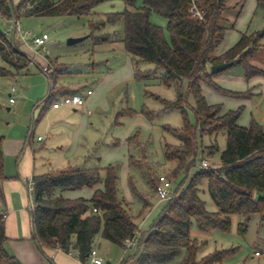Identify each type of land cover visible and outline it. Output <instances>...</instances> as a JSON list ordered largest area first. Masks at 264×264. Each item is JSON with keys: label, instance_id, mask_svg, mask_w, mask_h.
<instances>
[{"label": "trees", "instance_id": "1", "mask_svg": "<svg viewBox=\"0 0 264 264\" xmlns=\"http://www.w3.org/2000/svg\"><path fill=\"white\" fill-rule=\"evenodd\" d=\"M116 0H21L13 6L11 0H0V18L11 20L20 17H96L91 30L98 31L107 25L123 24L121 42L133 58L135 65L146 62L156 67L160 79L167 87H175L178 97L170 102L161 100L165 110H178L184 118L181 130L168 127L181 143L167 145L165 158L169 163L177 162L189 177L198 164L197 156L203 137L217 138L224 133L226 147L220 154L218 168H200L181 191L173 193L158 220L142 239L145 261L149 264H172L184 253L177 264H222L231 251H216L198 260V253L206 247L191 236L194 222L203 234L214 231L229 233L231 217L245 219L240 225L246 232V222L258 215L264 222V128L255 120L249 127L238 124L244 108L224 112L220 105H210L202 93L208 86L216 91H225L215 81L209 66L232 63V69L241 66L247 80L264 76L252 66L249 59L262 48L264 29L254 34H244L239 42L219 58L212 59L216 49L223 43L226 34L235 29L237 19L247 0H200L206 12L204 20L191 17L188 0H144L141 8L137 0H121L126 9L120 13L100 15L95 12L98 5ZM264 3V0H258ZM156 14L167 22V32L151 21ZM100 41V36L95 37ZM106 42V39H102ZM0 56L15 70L26 69L30 59L0 29ZM12 73L0 67V77H11ZM136 78L149 81V73L136 71ZM186 85L185 95L193 96L195 123L191 124L184 108L185 98L181 84ZM160 100L159 97H156ZM53 99L48 96L47 104ZM46 104V105H47ZM43 113V112H42ZM3 138L0 137V186L6 180L2 159ZM211 148V156L219 152L218 144ZM117 168L108 166L68 167L61 171L34 177L33 222L34 238L40 248L61 250L69 253L79 251L84 261L95 239L125 247L127 239L137 236L138 227L124 201L118 196ZM159 184L156 186V189ZM207 191L217 207L216 212L206 208L201 197V186ZM94 190L91 200L65 199L63 193ZM150 208L149 206H145ZM96 210L97 212H94ZM141 239H139L140 241ZM9 241L6 235L5 215L0 211V264H23L5 249Z\"/></svg>", "mask_w": 264, "mask_h": 264}, {"label": "rangeland", "instance_id": "2", "mask_svg": "<svg viewBox=\"0 0 264 264\" xmlns=\"http://www.w3.org/2000/svg\"><path fill=\"white\" fill-rule=\"evenodd\" d=\"M11 2L13 6H17L21 0H11ZM258 3V0L246 1L238 20V26L219 46V49L234 46L238 41L236 38L239 31L253 34L264 29V3L260 8H257ZM143 5L144 0H137L136 7L141 8ZM125 9V4L121 0H116L101 3L96 7L95 12L103 15L112 12L120 13ZM151 21L164 30L166 39L169 41L165 19L153 14ZM91 22H96L95 16L20 17L19 24L23 32L30 33L32 36L48 35L47 54L42 50L37 51L38 49L32 47L31 44L22 47L20 43V45L16 44V47L22 48L32 60L28 66V72L18 76L14 75L19 74L21 70L11 68L0 56V67L10 71L14 76L0 77V137L3 138L4 143L15 127L16 121L28 113L30 124L32 123L34 127L29 125L31 130L26 132V138L30 140L34 138L37 174L61 171L68 167L90 166L95 161L102 168L110 165L116 167L118 196L124 201L133 217L138 227L137 238L141 240L136 244L137 246L134 245L132 249H129L126 246L121 247L109 243L97 236L94 247L110 264H149L141 262L145 261L142 239L146 238L147 231L158 220L168 203L159 202L157 199L158 178L166 176L172 182V192L177 189L181 191L195 172L203 167V162H208L210 168H218L221 165L220 154L226 147V136L222 133L216 139L203 137L198 149V164L191 170L189 177L183 174L184 170L180 169L177 162L169 163L165 158L166 146H180L181 143L166 129L170 127L181 130L184 126V118L178 110H165L161 100L175 101L178 97L177 89L167 87L162 83L160 72L154 65L146 62H139L135 65L133 58L126 52L124 44L121 42L123 24L120 23L114 27L107 25L104 29L94 32L91 30ZM9 24H11V20L0 18L1 31L5 32ZM99 36L101 40H95V37ZM83 37H87L85 41L68 45L69 39ZM102 39H106V42H102ZM28 40L30 42L31 38ZM96 42H98L97 45H95ZM262 44H264V39ZM46 56L56 60L55 66L60 69L61 65L71 68V74L60 75L58 79L55 78L58 76V70L54 71L55 74L52 78L54 77L56 80L57 86L63 85L67 88L78 89L84 94L87 89H92L95 93L93 100L97 105L90 108L91 115H87V113L83 115L88 122V127L86 130H82L76 140L71 141L69 146H72L74 151L67 155L68 163H64L65 149L63 152L53 151L51 135L46 132L42 123L41 113L47 106L46 101L51 88L48 76L39 66L44 59H47ZM242 69L241 66H236L225 73L229 76H237ZM136 71L149 73L152 78L149 81H140L136 78ZM217 84L222 89L225 88V91H216L208 86L202 87V93L210 105H220L226 112L236 111L239 107H244L243 105L234 107L236 101L242 100L245 102V107L239 120L240 124L249 127L251 121L255 120L263 124L264 128V91L260 96L248 99L245 95L233 96L228 92L244 90L245 87L242 88L234 83L223 81ZM180 87L186 102L184 108L187 118L191 124H194L195 100L193 96L185 95V84L182 83ZM12 88L16 89L13 94L14 103H10L11 97L9 96ZM156 97H159L160 100ZM20 106L25 108V111L18 115L16 109ZM32 113H34L33 118ZM18 131L21 132V129L18 128ZM38 136L45 138L44 143L37 142ZM215 143L218 144L219 152L212 157L210 147ZM60 153L63 154V157L59 156ZM87 156L91 160L89 159L90 161L85 164ZM2 159L4 163V145L2 146ZM24 183L30 190L33 203L34 194L31 191L33 187L31 179L29 183ZM84 189L82 198L91 200L90 194L88 195L86 192L89 189ZM200 191L202 199L206 202L207 210L216 212L217 207L207 191L206 184L201 186ZM29 206L27 196L26 207L28 210ZM231 220L232 228L229 233L217 230L211 234L201 233L194 222L191 229L192 238L197 239L200 244L206 243V247L198 253V260L216 251L233 250L226 256L222 264H264V259L253 256L256 249L264 247V222L261 221L260 216L253 215L246 222L245 233L240 231V225L245 223L244 218L234 215ZM5 249L7 250L6 246ZM7 251L13 254L10 250ZM183 258L184 253L172 264L181 262ZM44 262L53 264L49 259H45Z\"/></svg>", "mask_w": 264, "mask_h": 264}, {"label": "crops", "instance_id": "3", "mask_svg": "<svg viewBox=\"0 0 264 264\" xmlns=\"http://www.w3.org/2000/svg\"><path fill=\"white\" fill-rule=\"evenodd\" d=\"M261 5H263V3L259 2L257 4V8H260ZM239 18L237 19L235 29L238 26L237 24ZM234 31L233 30L229 31L226 34L223 42H225L226 38L229 35H231L232 32ZM244 34L250 35L248 34V32L239 31L238 36L236 38L238 40L236 44L239 42V40ZM83 38H84L83 41H85L87 37H83ZM97 44L98 42H96L95 45ZM20 46L22 47L23 45ZM262 46L263 47L260 48L257 52H255L254 55L249 59V62L252 66L256 67L257 69L261 70L264 73V44H262ZM231 48H223L221 50L218 47L214 52V54L212 55V59L221 57ZM21 50L23 51L22 48ZM43 52L47 54L46 47ZM24 53L26 54V52ZM27 57L29 58L28 55ZM46 57L47 59H44L42 64H39V66L41 67V70H43V68L45 67H48L51 70L52 74L50 73L51 77L49 75L48 79L51 82L50 94L53 95V99L43 109V113H41L43 120L42 123L44 128H46V132L49 133V135H51L52 138L51 146L53 151L59 150L60 152H63V150L65 149L66 157H64L65 158L64 163L66 162L68 163L69 161L67 160V155L68 154L70 155L74 151L72 146H69L71 141L76 140V137L80 135L82 130H86L88 127V122L84 119L83 115H85L86 113L87 115H91L92 110L90 108L97 105L96 101L93 100L95 93L92 89H87L86 93L84 94L78 91V89H74L70 87L67 88L66 86L63 85H61V87L57 86L56 80H54V77L52 78V76L55 74L54 71L58 70L57 72L58 76L55 77L56 79H58L60 75L71 74L70 73L72 72L70 71L71 68L68 67L67 65H61V69H60L55 66L56 60H52L48 58V56ZM31 62L32 60H30V63ZM211 67L212 66H209L210 70ZM229 70L230 68L226 71L218 73L213 79L217 83H221V81L225 83L231 82L234 83L235 85L241 86L242 88L245 87L244 90H239V91L237 90L234 91L229 89L230 91L228 92L232 93L233 96L245 95L248 99H251L253 97L260 96L261 92L264 91L263 89L264 76H258L250 80H247L244 76L243 69L242 71H240V73L237 76L234 75L235 77L229 76L227 75V73H225L228 72ZM27 72H28V67L26 69L21 70L19 74L17 75L15 74L14 76H18L20 74ZM225 77H227L228 80L225 79ZM13 89L15 88L11 89V93L9 95L11 98H13V94L16 92V89L15 92H13ZM88 91H92V94L87 95ZM77 94H80L83 97H85V106L77 107L68 102V100L73 95H77ZM48 101L49 100H47L46 103ZM244 104L245 102L239 100L238 102L236 101L234 107H237V105H243L245 107ZM55 105H58L59 107L56 108ZM8 111H11V109H8ZM23 111H25V108H23L22 106L16 109V113L18 115H20L21 112ZM81 112L83 113L81 114ZM224 112L226 111L224 110ZM33 115L34 113H32V118ZM238 124L242 127H248L240 124V121H238ZM29 125L30 127H34L32 123L30 124V115L26 113L22 115V117L19 120L16 121L15 127L13 128V130L7 136L6 140L3 143L4 157H5L4 174L7 179L0 186V211L5 215L6 235L9 238V241L5 246L7 250L13 252L12 255L18 258L23 264H45L44 262L45 259L51 260L53 264L56 263L82 264L77 258H74L61 250L40 248L34 238V233H35L34 222H33L34 201L33 203L31 202V194L29 192V188L28 187L26 188L24 182L29 183V180L31 179V183L33 184L34 177L42 176L48 173L37 174L36 157H35L36 151L34 150V146H33L34 138L33 140L26 138V132H28V130L30 129ZM18 128L21 129V132L18 131ZM39 137L43 138L41 142L38 141ZM44 141L45 138L43 136L37 137L38 143H44ZM59 156L63 157V154L60 153ZM85 159H87L85 164H87V162L91 160L90 157L88 158V156ZM93 166H98L96 161L90 166H85V167H93ZM84 190L74 191V192L67 191L64 192L62 195L65 199L75 200L83 197L82 192ZM86 192H88L87 194L88 195L90 194V197L92 198L94 194V190L89 189V191ZM26 194L28 196V201L30 204L29 210L26 207V200H27ZM68 257H70L73 260H70ZM74 261H76L77 263H75Z\"/></svg>", "mask_w": 264, "mask_h": 264}, {"label": "built area", "instance_id": "4", "mask_svg": "<svg viewBox=\"0 0 264 264\" xmlns=\"http://www.w3.org/2000/svg\"><path fill=\"white\" fill-rule=\"evenodd\" d=\"M189 1V13L192 18L198 19V20H204L206 17V12L203 8L200 7L199 2L200 0H188ZM6 36L8 39H10L13 43L21 44V45H32V47L37 48L39 50H43L46 47L47 41L49 40V37L47 34H44L42 36H32L30 33H25L20 27L19 21L16 18L11 19V24L8 25L6 31ZM28 38H31L30 42H28ZM19 44V45H20ZM43 72L48 76L51 73V70L48 67L43 68ZM13 92H15V89H13ZM92 91H88L87 95H91ZM11 103H14V99H10ZM69 103H71L74 106L77 107H83L85 106V97H83L80 94L73 95L69 100ZM55 107H59L58 105H55ZM43 138L39 137L38 141L41 142ZM203 168L208 169L209 164L208 162L202 163ZM30 191V190H29ZM33 192V187L32 190ZM156 195L159 200V202H169L170 200L174 199L175 196H173L172 193V182L166 177V176H160L159 177V184L156 189ZM94 212H97L94 210ZM139 240L137 236L133 239H127L125 241V246L129 249H132V247L136 244H138ZM68 255L77 258L80 260V253L79 251L72 250L68 253ZM254 258L258 259H264V247L260 249H256L254 251ZM80 262L82 264H110L109 262H106L105 259L99 254L98 250L94 247L90 250L88 253L86 259L84 261Z\"/></svg>", "mask_w": 264, "mask_h": 264}, {"label": "water", "instance_id": "5", "mask_svg": "<svg viewBox=\"0 0 264 264\" xmlns=\"http://www.w3.org/2000/svg\"><path fill=\"white\" fill-rule=\"evenodd\" d=\"M83 40H84V38H71L68 40V45H74V44H77ZM231 67H232V63H223L220 65H215V66L211 67V73L212 74H218L220 72L228 70Z\"/></svg>", "mask_w": 264, "mask_h": 264}]
</instances>
